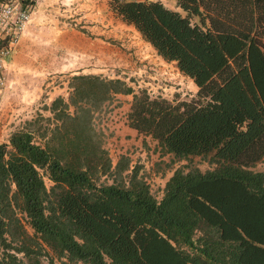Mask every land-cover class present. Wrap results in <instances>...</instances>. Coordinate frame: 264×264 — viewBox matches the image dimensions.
<instances>
[{
    "label": "trees",
    "instance_id": "1",
    "mask_svg": "<svg viewBox=\"0 0 264 264\" xmlns=\"http://www.w3.org/2000/svg\"><path fill=\"white\" fill-rule=\"evenodd\" d=\"M108 5L196 97L172 104L70 75L66 98L0 142V264H264V168L253 169L264 161V0ZM117 94L131 96L127 124L154 141L157 162L179 163L159 198L140 165L112 163L102 146L95 118Z\"/></svg>",
    "mask_w": 264,
    "mask_h": 264
},
{
    "label": "rangeland",
    "instance_id": "2",
    "mask_svg": "<svg viewBox=\"0 0 264 264\" xmlns=\"http://www.w3.org/2000/svg\"><path fill=\"white\" fill-rule=\"evenodd\" d=\"M67 2L63 5L67 8L65 13L55 17L56 22L45 27L63 26L80 31V38H75L77 49L66 47L44 52L35 50L37 45L24 50L15 46L5 61L0 91V142H6L9 134L25 121L38 114L48 115L44 107L57 95L68 96L67 79L76 73L118 78L134 90L144 89L150 97H159L172 104L196 97V87L191 80L181 75L173 63L161 61L119 23H113L115 36L97 34L99 20L93 17V12L97 7L100 14H106L103 1L95 4L85 0L82 7L78 4V11L72 8L75 6L73 0ZM172 5L170 0L168 6ZM130 101V95H115L95 118V124L102 132V146L111 162L115 163L119 154H124L129 158L130 165H140L151 192L159 198L164 182L179 163L173 164L171 169L164 168V163H158L154 141L128 126L126 115ZM199 167L204 169L206 165L199 162ZM263 168L264 161L257 163L253 169ZM41 264L50 263L41 259Z\"/></svg>",
    "mask_w": 264,
    "mask_h": 264
},
{
    "label": "crops",
    "instance_id": "3",
    "mask_svg": "<svg viewBox=\"0 0 264 264\" xmlns=\"http://www.w3.org/2000/svg\"><path fill=\"white\" fill-rule=\"evenodd\" d=\"M73 1L75 3V6L73 5L72 8L75 7V11H78L79 9L78 4L80 7H82L83 2L85 0H73ZM87 1H91L92 3L95 4L99 1H103L106 4L107 12L105 15L100 14L101 12L97 7L95 11L93 10L94 11L93 17L99 20L97 27V34L103 35V33H105L107 37L113 35L115 36L116 35L115 26L113 25V23L114 24L119 23L121 27L131 32V36H133L135 39H139L140 40L139 42L143 43L149 49H151V51H153L152 47L141 39L138 32L131 25H127L123 23L112 13L108 5V2L110 0H87ZM152 1H159L167 8L176 9L175 0H172L173 1L172 6H168L170 0H152ZM33 3H34V7H33V12L31 14V19L28 22L26 29L19 37V40L16 44L18 49L19 50L31 49L32 45L33 46L37 45V47H35V50H40L44 52H52L56 48L64 49L66 47L77 49L75 38H80V35L82 34L80 31L74 29L69 30L63 26L45 27V25H49L53 22H56L55 17L65 13V10H67V8H64L63 5H66L68 3L67 0H33ZM72 38H74L73 39L74 41L71 40ZM160 60L166 62L161 58Z\"/></svg>",
    "mask_w": 264,
    "mask_h": 264
},
{
    "label": "built area",
    "instance_id": "4",
    "mask_svg": "<svg viewBox=\"0 0 264 264\" xmlns=\"http://www.w3.org/2000/svg\"><path fill=\"white\" fill-rule=\"evenodd\" d=\"M33 7L34 3L30 6L23 7L14 2H0V34L1 36H9L7 44L0 48V91L3 86L4 78L2 72L5 61L13 52L19 37L30 21Z\"/></svg>",
    "mask_w": 264,
    "mask_h": 264
}]
</instances>
